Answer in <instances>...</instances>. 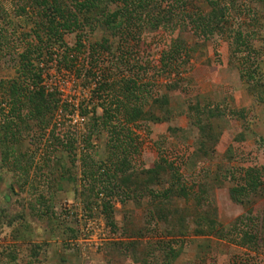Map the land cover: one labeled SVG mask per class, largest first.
<instances>
[{
  "label": "rangeland",
  "instance_id": "374dc122",
  "mask_svg": "<svg viewBox=\"0 0 264 264\" xmlns=\"http://www.w3.org/2000/svg\"><path fill=\"white\" fill-rule=\"evenodd\" d=\"M26 3L0 0V264H264V185L243 204L229 193L245 167L264 166V0H146L143 11L167 17L164 27L147 24L128 41L120 39L122 23L68 33V59L56 44L51 54L30 55L42 75L37 85L21 73L19 54L48 41L39 42ZM239 29L250 35L242 52ZM176 42L186 49L177 67L162 71ZM254 61L258 72L243 79L241 68ZM128 77L143 88L141 101L121 89ZM27 82L32 91L57 92L46 122L11 90ZM103 83L110 86L99 89ZM117 103L113 123L137 145L126 151L124 174L112 164L102 119ZM125 104L142 117L123 121ZM204 125H213L207 136ZM241 216L259 244L233 239Z\"/></svg>",
  "mask_w": 264,
  "mask_h": 264
},
{
  "label": "trees",
  "instance_id": "16d2710c",
  "mask_svg": "<svg viewBox=\"0 0 264 264\" xmlns=\"http://www.w3.org/2000/svg\"><path fill=\"white\" fill-rule=\"evenodd\" d=\"M216 2V1H215ZM28 5H30L34 10V21L36 24V28H34L35 35L39 39L40 43H45L48 41V44L38 45L34 47V45H28L25 50L19 54L20 56V70L21 73L27 75L28 79L33 84L37 85V81L42 79V75L37 71V65L32 61V57L30 56L33 52H37L38 55H46L47 53L51 54L50 49L52 45L56 44L60 48H63V56L65 59H68L69 55L74 51V48L67 47L65 42V35L68 33H72L75 31H80V35L86 32V28L88 27L89 31L92 32L97 29L99 26H107L113 27L116 24L122 23L123 28L122 32H120V39H126L133 37L139 39L140 33L144 30L147 24H151V29H159L160 27H164L166 24H163L167 17H156L155 15H150L145 13L143 9H145L146 0H27ZM149 4V0H147V6ZM25 10V9H23ZM26 11V10H25ZM89 14V19L86 21L81 20V16ZM143 14H145L143 16ZM225 13H222V18L225 17ZM226 19V18H225ZM213 26H208V30L212 33ZM42 31V33H41ZM234 40L237 44V49L239 51H244L242 49L243 45L250 46V35L242 31L241 29L236 30L234 32ZM45 37V38H44ZM119 39V40H120ZM121 40V42H122ZM80 39L78 40V44L76 48L82 46V42ZM125 43V42H123ZM100 47L104 49H108L109 45L107 42L97 43ZM94 51H97L95 46L93 47ZM120 50L122 51L124 45L121 43L119 45ZM250 48V47H249ZM133 49V47H132ZM185 46L182 43H175V48L171 51L163 55V60H161L162 71L163 66H169L171 68L177 67L178 63V55L182 54V50H185ZM53 53V51H52ZM248 57V56H247ZM250 57H248V60ZM241 64L247 61V58H241ZM176 63V65H175ZM251 68L244 70V66L241 68V77L244 79L245 77L252 79L255 74L258 72L259 65L258 63L250 64ZM170 68V69H171ZM169 69V70H170ZM34 79V80H32ZM254 80V79H253ZM26 87L21 89V84H13L10 83L11 90L16 94V98L24 97L26 95L27 99H29V103L27 106V112L30 115L35 116L42 122H46V115L48 111H53L55 107H57L59 103V98L57 96V92L47 93V91L43 89H38L36 91L29 90L30 82H27ZM121 89L125 90L128 98H134L135 101L139 99L141 101V97L143 96V92L138 81L134 77H128L120 82ZM110 86L108 83H103L99 86V89ZM10 90V91H11ZM29 90V93L28 91ZM26 91V92H25ZM20 99L19 102H14L15 105L11 106L12 115L17 111L20 114V108H17L16 105H22L24 101ZM121 100L119 99V102ZM131 100H127L130 102ZM121 105L119 103L116 104V107L112 109L111 107L103 108L102 119H105V126L109 128L110 140L109 145H111L113 158L112 164H115V171L121 172L124 174L126 167L129 166L127 161V150L131 148H137V145L133 141L131 135L128 133H124V130H127V127L123 125L124 130L117 129L113 120L118 117L119 112H121ZM124 120L126 123H130L142 117L141 109L134 104L130 106L128 104L124 105ZM19 110V111H18ZM208 110L213 115L214 109L212 106H208ZM219 112V111H218ZM237 117L242 116L240 112L236 113ZM9 118V119H8ZM7 115L3 120V127L6 132L8 129H12V119ZM118 119V118H117ZM122 128V127H120ZM205 136L209 134V131L212 130L213 125H204L200 127ZM217 141V139H216ZM128 148V149H127ZM121 149V151H120ZM120 152V153H117ZM122 152V154H121ZM126 153V154H125ZM169 164L170 167L173 168L171 162L167 161L163 157L160 159V163ZM160 163L156 165L160 166ZM155 169V168H154ZM243 178L241 181H238L234 186L230 188V197L234 202L243 204L245 199H247L252 192L256 191L258 187L264 185V166H248L243 170ZM177 177V175L175 174ZM172 190L169 188L165 192V197L171 193ZM184 195L187 193L185 191ZM109 218L112 214L111 207L105 205ZM242 216L238 218V221H235L232 228H234V236L233 239L238 245L248 246L253 243H258V235L257 232H253L251 229L241 226ZM176 254V253H175Z\"/></svg>",
  "mask_w": 264,
  "mask_h": 264
},
{
  "label": "built area",
  "instance_id": "2783aa9c",
  "mask_svg": "<svg viewBox=\"0 0 264 264\" xmlns=\"http://www.w3.org/2000/svg\"><path fill=\"white\" fill-rule=\"evenodd\" d=\"M77 117L84 120V117L83 116H80L79 114H77Z\"/></svg>",
  "mask_w": 264,
  "mask_h": 264
}]
</instances>
